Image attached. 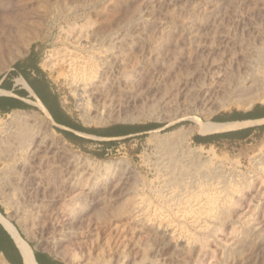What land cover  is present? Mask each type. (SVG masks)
Instances as JSON below:
<instances>
[{
    "label": "rangeland",
    "instance_id": "1",
    "mask_svg": "<svg viewBox=\"0 0 264 264\" xmlns=\"http://www.w3.org/2000/svg\"><path fill=\"white\" fill-rule=\"evenodd\" d=\"M34 48L61 106L85 127H163L88 152L46 128L43 111L17 115L19 127L45 138L18 165L0 129V207L25 241L67 264H264L255 236L264 230V171L253 163L264 155V137L218 148L190 139L191 118L232 128L237 122L211 120L264 104V0H0V75ZM112 55L115 68L102 75ZM87 64L97 74L84 81ZM72 68L87 83L86 105L70 84ZM179 129L184 137L169 148L155 144ZM200 149L203 162L215 156L238 177L209 189L206 167H187L186 151ZM73 156L113 169L77 171ZM92 179L99 193L89 189ZM19 194L32 207L16 208ZM166 194L171 202L161 201ZM159 219L173 228L164 246L152 236Z\"/></svg>",
    "mask_w": 264,
    "mask_h": 264
},
{
    "label": "crops",
    "instance_id": "2",
    "mask_svg": "<svg viewBox=\"0 0 264 264\" xmlns=\"http://www.w3.org/2000/svg\"><path fill=\"white\" fill-rule=\"evenodd\" d=\"M41 63L42 58L39 50L34 48L0 75V121L7 122L10 116L25 113L42 114L43 112L36 104V102H39L47 111L50 117V126L54 132L72 149L88 152L96 151V148L103 147V145H99L97 142H113L120 139L136 137L144 133L142 132L144 128L138 127L139 125H114L105 128L85 127L68 114L60 102L58 107H55V105L52 106L53 111L49 110L44 105L43 98H45L47 91L53 95L54 92L51 88L49 77ZM261 106H264V104ZM247 112H251L254 119L224 122L225 119L223 118L230 116L232 112L217 116L222 118V120L212 122L217 124L248 121L263 122L223 133L208 135L193 133L190 137L191 143L201 147H232L246 143L252 139L264 137V110L251 108L239 113ZM83 129L96 130V133L89 134L88 132H81ZM104 146L108 145L104 144ZM107 150L103 149V151ZM26 242L30 244L28 245L31 249L35 264H67L47 249L40 247L39 244ZM0 251V256L8 264H27L12 237L2 225H0Z\"/></svg>",
    "mask_w": 264,
    "mask_h": 264
},
{
    "label": "bare ground",
    "instance_id": "3",
    "mask_svg": "<svg viewBox=\"0 0 264 264\" xmlns=\"http://www.w3.org/2000/svg\"><path fill=\"white\" fill-rule=\"evenodd\" d=\"M126 44H127V42L125 41V39L124 40H117L116 43H115V45H117L116 47H118V46L121 47V46H124ZM113 56L114 55L110 56L111 59H109V60H111L112 63L110 65H108V66H105L106 68L103 71L100 70L102 72L101 73L102 75L103 74H106V73H109V72L111 73L114 70L115 63H116L115 61L116 60H115V58ZM45 62H46L47 67L49 69H51V70L56 67V62L54 60H52V56H49V58L47 60H45ZM70 70H71V76H70V79H69L70 82H71L70 84L71 85L74 84V85H76L78 87V90H77L78 96H79L78 99H79V101H81V104L79 106L86 105L87 104L86 103L87 101H85L84 99H86V97H87V96H85V94L87 93V88H86L87 87L86 86L87 83L85 82V84H82L84 82H81V84H80L78 82V80L76 81L75 80V77L76 76L74 74L75 73L74 72L75 69L72 68ZM79 71H80L79 73L83 77L82 79H84V81L93 78L92 76L94 74H97V71L95 70V68L91 64H87V65L83 66L82 69L79 70ZM101 74H99V75H101ZM99 77L101 78V76H99ZM81 81H83V80H81ZM98 82H99V85L101 86V84H102L101 79ZM96 83H94V84H96ZM99 87L98 86L95 87L96 88V91H98L97 88L99 89ZM99 90H101V89H99ZM204 90H203L204 96H205V94L208 96V95H210L212 93V92L210 93L211 88L208 89L207 91H204ZM201 93H202V91H201ZM36 104H37L38 108L41 111H43L45 113V115L48 117L49 115H48L47 111L43 108V106L39 102H36ZM191 121H193L195 123V125L191 127V131L190 132L191 133H197L199 135H208V134H216V133H223V132H227V131H233V130L241 129L243 127H247L249 125L258 124V123H262L263 122V121H256V122H249V121L248 122H237L232 128H218V129H213L211 126H208L206 124H203V123L199 122V120H197L196 118H191ZM17 123H18V118L16 116H10V122L8 124H1L0 125V129H1V133L4 134V136L6 137V142H7L6 144H7V148L9 150V152H11V157H12V159H16V164L18 165V164H20L22 155H24L23 153H26V152L29 151L30 154L32 153V156H34L36 153H38L40 151V149L42 148V146L44 145V143H45V141H44L45 138H44V136H41L37 131H34L33 129H30L28 127H25V128L19 127L17 125ZM49 123H50V121H48V118H45L43 124H44V126L46 128L49 125ZM35 129H36V127H35ZM183 137H184L183 132H182L181 129H179V130H176V131H174V132H172V133H170V134H168L166 136H161L159 138H156L155 139V144L159 148L161 147V150H162L164 147H168V146L172 145L173 143L178 142ZM49 140H50V138H49ZM50 141H52V140H50ZM49 145H50V143H49ZM55 145H56V143H55ZM57 145L59 146L58 148H62V149L64 148L63 147L64 144H63V142L61 140H60V144H57ZM169 152H170V149H169ZM185 154H187L188 156L189 155L192 156L190 158L191 161L188 162V164H187L188 165L187 166L188 169H192V168L201 169L202 167H206V171L202 175V179L204 180V183H205L204 185L208 186L209 189L216 190V189H218V185L219 184L221 185L222 182H225V183L227 182L226 184H228V183L232 182L233 178L238 177L234 173L233 174L232 173H227V171L224 170L222 164L218 160H216V157L215 156H213L212 158H210V163L209 164H207L206 161L203 162L202 161V151H201V149L198 150L195 153L192 150H187ZM71 158L73 160V164L76 167V170L77 171H91V172H97V173L100 172V171H104L105 173H107L108 171H110V170L113 169V166L111 164L97 162V161H95L94 159H91V158H87V157L86 158H79V157H76V156H73ZM22 159H24V158L22 157ZM253 163H254V167H257V170H259L260 172L264 171V168L261 169L262 167H264V155L258 157L257 159H255ZM260 166H262V167H260ZM21 168H23V167L21 166ZM126 168L129 170L130 166L128 164H126ZM185 170H187V169H185ZM252 182H253V180H252ZM97 183L93 182V179H92V180H90V182L88 184V187H89V189L91 191H95L96 193L97 192L99 193L100 191H102V188L100 187V184L97 185ZM249 184L250 183H247V185H249ZM75 185L76 184L72 185L71 188L73 189L75 187ZM20 186L18 185V188L17 189H19ZM15 192L17 193V191H15ZM2 194H3V192L1 191V195ZM161 194H163V193H161ZM167 196H168L167 194L166 195H161V198H162L161 201H164L165 203L166 202H171L172 201V198L170 199V197H167ZM11 198H14V197H11ZM25 198H24V196L22 194H19V195H17L16 198L13 199V204L16 206V208L17 207H22V208H24V207L25 208L26 207H32V206L29 205V202H31L30 199L28 201ZM172 205H173V203L170 204L169 206H172ZM63 210H64V208H63ZM145 221L147 223L148 222L149 223L152 222V220L150 219V217H148L147 219H145ZM164 222L162 221V219L157 220L156 224L154 223L155 224V227L153 228L154 230L152 232V236L154 237L155 242H156V240H157V242L160 241V243L162 244V246L166 245V242L169 241L168 240V237L170 238V233H168V230L169 229H171V230L173 229V228H171V222L170 221L167 220L166 223H164ZM154 224H153V226H154ZM0 225H2V227L6 230V232L12 237L13 241L15 242L17 248L19 249V251H20L21 255L23 256L24 260L26 261V263L27 264H35L34 261H33L31 249H30L28 243L20 236V234H19L17 228L14 226V224L10 220H8L7 218H5L2 214H0ZM254 231H256V230H254ZM67 232L70 233V231H67ZM255 236H256V238L259 239V242L256 245H258L259 247H262L263 248V246H264V230H260L258 233H255ZM172 237H173V235H172ZM159 246H160V244H159ZM259 249H261V248H259ZM263 251H264V248H263ZM263 255H264V252H263ZM77 263H79V262H77ZM0 264H8V263L0 256Z\"/></svg>",
    "mask_w": 264,
    "mask_h": 264
},
{
    "label": "trees",
    "instance_id": "4",
    "mask_svg": "<svg viewBox=\"0 0 264 264\" xmlns=\"http://www.w3.org/2000/svg\"><path fill=\"white\" fill-rule=\"evenodd\" d=\"M43 102H44V105L49 110H51V111H53V108H52L53 105H55V107H58L59 106L58 98L56 97L55 94L53 95L49 91H47L45 98H43ZM253 109H261V110H264V106L256 105V106L253 107ZM263 115H264V113H263ZM223 119H225L224 122L225 121H228L229 122V121L248 120V119H254V118H253V114L251 112L239 113V112H236L235 111L230 116L224 117ZM220 120H222V118H220V117H214L211 121L217 122V121H220ZM138 127L144 128L142 130V132H148V131H153V130L159 129V128L163 127V125L147 124V125H144V126L139 125ZM81 132H88L89 134H95L96 133V130H92V129L86 130V129H83ZM104 144H107L108 146H110L111 145V142H107V143H104ZM0 214L4 215L1 207H0ZM21 237L24 239V237L22 235H21Z\"/></svg>",
    "mask_w": 264,
    "mask_h": 264
},
{
    "label": "built area",
    "instance_id": "5",
    "mask_svg": "<svg viewBox=\"0 0 264 264\" xmlns=\"http://www.w3.org/2000/svg\"><path fill=\"white\" fill-rule=\"evenodd\" d=\"M120 140H124V139H120Z\"/></svg>",
    "mask_w": 264,
    "mask_h": 264
}]
</instances>
